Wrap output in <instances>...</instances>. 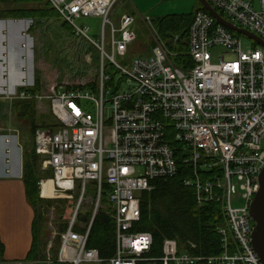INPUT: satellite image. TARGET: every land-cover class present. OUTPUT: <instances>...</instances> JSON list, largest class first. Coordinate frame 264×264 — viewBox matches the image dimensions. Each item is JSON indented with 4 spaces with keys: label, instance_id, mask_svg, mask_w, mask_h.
I'll return each instance as SVG.
<instances>
[{
    "label": "built area",
    "instance_id": "2783aa9c",
    "mask_svg": "<svg viewBox=\"0 0 264 264\" xmlns=\"http://www.w3.org/2000/svg\"><path fill=\"white\" fill-rule=\"evenodd\" d=\"M47 1L77 37L96 46L101 59L95 89L59 83L44 95H6L10 101L46 102L60 123L55 131L36 129L33 137L41 169L52 171L50 196L72 198L79 191L73 218L61 234L57 261L137 264L142 260L152 237L132 231L140 218L139 195L151 190L150 181L177 173L168 143L171 133L188 152L184 162L191 165L192 176L185 184L194 190L196 203L220 204L225 226L219 229L220 254L193 256L179 251L175 240L164 239L161 263L261 264L251 244L254 221L249 207L264 168V48L253 42L251 49L243 51L241 35L199 10L187 35V53L194 66L182 70L172 63L173 54L146 16L141 20L153 42L151 56L133 60L127 69L115 56L124 57L128 45L136 40L131 28L135 20L122 14L118 29L114 27L109 17L118 0ZM207 1L227 21L264 40V0H258L259 10L250 0ZM88 17L102 19L100 42L88 37L87 27L75 24V20ZM106 24L110 27V55L105 52ZM216 47L223 52L218 63H212L210 51ZM105 59L127 82L124 90L120 86L113 93L106 89L110 77L104 74ZM7 131L4 141L9 144L16 131ZM43 181L38 183L40 197ZM89 183L95 184L97 203L90 221L82 227L84 231L79 232L74 229L76 213ZM103 183L109 187L106 198L115 224V251L106 260L96 249L86 247ZM237 191L243 205L233 208L231 199ZM47 261H51L50 255Z\"/></svg>",
    "mask_w": 264,
    "mask_h": 264
},
{
    "label": "trees",
    "instance_id": "16d2710c",
    "mask_svg": "<svg viewBox=\"0 0 264 264\" xmlns=\"http://www.w3.org/2000/svg\"><path fill=\"white\" fill-rule=\"evenodd\" d=\"M199 10L202 9L199 8L197 11ZM194 14L195 12L189 16L170 15L154 21L158 33L165 42L168 50L173 54L171 56L172 63L182 70H187L194 66L193 61L187 53L188 28ZM59 17V13L47 0H0V21L21 19L35 21ZM64 27L67 32L72 33L70 25L65 23ZM115 71L117 70L115 69ZM111 81H113L112 78L105 83V87L110 85L112 83ZM119 86L120 84L114 87V91ZM88 87L95 89L97 83L96 85L89 84ZM20 93L37 94L38 91L27 88L22 89L18 94ZM10 103V110L17 121L27 120L30 122L31 134L33 136L36 129L42 128L55 131L60 127V123L52 113L48 117L41 118L40 125L36 124V102L34 100L14 98ZM50 119H52V123ZM168 139V143L174 153L177 173L170 178H158L150 181L151 190L143 191L139 195L140 218L133 225L132 231L149 233L152 237V245L149 251L143 255L142 260L138 261L137 264H162L160 258L162 257V244L164 239L175 240L179 251L187 252L193 256L203 258L212 257L220 254L222 251L219 229L225 226V217L221 206L216 202L203 205L196 203L194 190L185 184V181L192 176L191 165L184 162L188 156V152L184 150L181 143L171 138V133L168 135ZM41 162V157L35 153L34 145L29 151L24 150L22 179L25 187L26 200L34 212L32 222L33 242L25 258L26 261L36 260L38 253H41L40 259L46 258L43 253L48 245L43 210L44 208L50 207L52 203L40 197L38 183L42 179H51L52 171H40ZM101 190L102 197L103 195L105 196V200L109 206L106 209H97L91 223L86 247L88 249H96L100 258L106 260L114 255L115 224L112 219L111 206L106 198L109 187L103 183ZM87 193L96 196L94 183L87 185ZM74 194L76 195L73 196ZM73 195L72 198H79V191L76 190ZM55 202L66 204L67 200L58 199ZM58 214L60 215L59 218H62L65 211L58 209ZM91 217L92 214L90 212L79 215V221L83 225H87ZM66 228L67 222L59 226L58 237L53 242L52 248L50 247L51 249H49V253L52 254L50 264H70L57 261L60 244L59 235ZM74 229L79 232L84 231V228L79 225H75ZM3 250V245L0 242V257L3 254ZM198 264L207 263L202 261Z\"/></svg>",
    "mask_w": 264,
    "mask_h": 264
},
{
    "label": "rangeland",
    "instance_id": "374dc122",
    "mask_svg": "<svg viewBox=\"0 0 264 264\" xmlns=\"http://www.w3.org/2000/svg\"><path fill=\"white\" fill-rule=\"evenodd\" d=\"M126 1L118 0L109 17L116 29L119 27L120 16L128 10ZM254 4L255 9L259 10L258 2ZM134 20L131 28L136 34V40L128 45L127 53L124 57L115 56L116 62L127 69L131 67L133 60L148 58L151 55V48L153 46L147 27L136 16H134ZM11 21L22 22L11 24L10 20L0 21V99L2 98L0 100V128L9 125L15 129L18 135L19 145L22 146L24 142L27 147L26 150L29 151L33 146L34 137L31 134L30 122L27 120L17 121L14 118L10 110V100L6 99V95L14 96L22 89L27 88L38 91L37 94L44 95L48 93V89L51 86L59 83L82 87L88 86L89 84L96 85L100 77L101 59L99 51L90 40L85 37H77L73 31L69 33L65 30V22L61 16L59 18L35 21L29 19ZM151 22L157 30L154 21L151 20ZM75 24L79 27H87V35L91 40L95 42L101 41L103 28L101 18H81L75 20ZM103 30L105 31L106 37L105 52L110 55L109 25L106 24ZM116 37L118 38V35ZM253 46L252 40L241 36V48L243 51H247ZM210 52L212 55V63H218L219 55L223 52V49L216 47ZM227 58L231 57L227 56ZM104 62V74L113 80L110 85L106 86V89L113 93L114 87L120 84V89L124 90L127 87V82H125L119 72L115 71L107 59ZM107 107L108 105H106V113L109 114ZM35 113L36 124L40 125L41 118L50 116L49 105L46 102L41 104L35 103ZM50 120L52 123V119ZM53 121L55 120L53 119ZM40 171L45 172L47 170L40 168ZM42 199L51 201L52 203L50 207L44 208L43 217L45 219L44 227L47 233L46 237L47 239L48 237L50 238V242L53 245L56 237H58L59 226L64 222L68 224L73 218L79 199L64 197ZM58 199L67 200V203L55 202ZM96 203V196L89 193L84 195L76 213L75 225L85 226L79 221V215H84L89 212L93 214ZM242 205L243 202L239 199V192L237 191L231 199V206L233 208H240ZM107 206L109 205L103 195L98 208L106 209ZM58 209L65 211L62 218H59ZM61 234L59 235L60 239ZM50 258L52 259L51 253Z\"/></svg>",
    "mask_w": 264,
    "mask_h": 264
},
{
    "label": "crops",
    "instance_id": "0c3cea01",
    "mask_svg": "<svg viewBox=\"0 0 264 264\" xmlns=\"http://www.w3.org/2000/svg\"><path fill=\"white\" fill-rule=\"evenodd\" d=\"M250 1L254 6V3L258 2ZM126 3L128 10L123 14H129L133 18L136 16L140 20L147 16L152 21L170 15L189 16L200 8L196 0H127ZM17 22L22 21L10 20L11 24ZM8 128L13 129L9 125L0 128V242L4 248L0 264H50L47 261L52 246L49 237L43 253L46 258L40 259L41 253H38L36 260H25L33 242L34 218L33 209L25 197L22 179L23 153L26 145L24 142L22 146L19 145L17 132H12V140L6 144L4 139L8 134Z\"/></svg>",
    "mask_w": 264,
    "mask_h": 264
},
{
    "label": "water",
    "instance_id": "95a60500",
    "mask_svg": "<svg viewBox=\"0 0 264 264\" xmlns=\"http://www.w3.org/2000/svg\"><path fill=\"white\" fill-rule=\"evenodd\" d=\"M196 1L200 4V8L210 14L218 24L241 36L249 38L250 40H252V42L264 48V40L257 37L253 33L227 21L221 16V14H219L215 9L211 7L207 0ZM258 182L259 189L254 195L249 207V215L254 221V227L251 234V244L259 258V261L261 262V264H264V168L259 174Z\"/></svg>",
    "mask_w": 264,
    "mask_h": 264
},
{
    "label": "bare ground",
    "instance_id": "6f19581e",
    "mask_svg": "<svg viewBox=\"0 0 264 264\" xmlns=\"http://www.w3.org/2000/svg\"><path fill=\"white\" fill-rule=\"evenodd\" d=\"M51 181L50 179H47V180H44L43 183H42V193H41V197L43 198H49L51 197Z\"/></svg>",
    "mask_w": 264,
    "mask_h": 264
}]
</instances>
